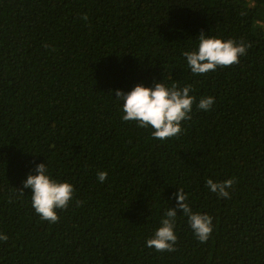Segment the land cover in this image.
Masks as SVG:
<instances>
[{"label":"trees","instance_id":"1","mask_svg":"<svg viewBox=\"0 0 264 264\" xmlns=\"http://www.w3.org/2000/svg\"><path fill=\"white\" fill-rule=\"evenodd\" d=\"M201 32L251 46L194 75L183 53ZM156 82L196 97L179 138L122 119L116 90ZM40 163L74 186L57 223L23 185ZM230 178V199L205 186ZM178 188L213 218L206 243ZM168 208L176 251L157 252ZM0 233V264H264V0H0Z\"/></svg>","mask_w":264,"mask_h":264},{"label":"clouds","instance_id":"2","mask_svg":"<svg viewBox=\"0 0 264 264\" xmlns=\"http://www.w3.org/2000/svg\"><path fill=\"white\" fill-rule=\"evenodd\" d=\"M82 19L87 20V15ZM197 50L186 51L187 66L194 75H204L217 68H227L239 63V58L246 54L251 46L243 41L237 43L233 39L222 40L218 37L199 35ZM191 86L183 88L173 84L171 87L162 82H156L154 87H145L137 84L131 91L124 93L116 90V100L122 101L123 117L126 122H136L140 128H151L153 138L164 141L174 137L179 138L184 131L182 122L191 119L193 104L196 97L190 95ZM214 104V97H203L196 105L199 110L208 111ZM35 175L29 174L23 182L24 188L31 189V205L36 214L49 223L59 222L57 210L69 207L75 195L74 186L67 181H58L47 173L45 163L36 166ZM98 179L104 182L107 179L106 171L98 172ZM236 183L234 178L222 182L206 181V187L219 197L230 199L229 189ZM21 195L24 194L20 189ZM177 201V208L182 209L188 218L190 228L200 243H206L213 231L212 217L208 214L194 212L190 207L188 195L183 188L173 194ZM82 201L76 200L80 207ZM177 211L168 208L161 220V225L153 237L146 241V246L157 252H175L178 237L174 231L176 227ZM8 236L0 233V241L6 242Z\"/></svg>","mask_w":264,"mask_h":264}]
</instances>
